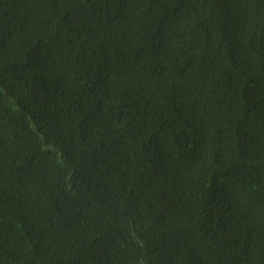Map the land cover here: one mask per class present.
<instances>
[{"label":"trees","instance_id":"trees-1","mask_svg":"<svg viewBox=\"0 0 264 264\" xmlns=\"http://www.w3.org/2000/svg\"><path fill=\"white\" fill-rule=\"evenodd\" d=\"M0 264H264V0H0Z\"/></svg>","mask_w":264,"mask_h":264}]
</instances>
